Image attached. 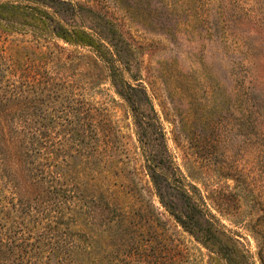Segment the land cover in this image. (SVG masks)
I'll return each mask as SVG.
<instances>
[{
  "label": "rangeland",
  "instance_id": "rangeland-1",
  "mask_svg": "<svg viewBox=\"0 0 264 264\" xmlns=\"http://www.w3.org/2000/svg\"><path fill=\"white\" fill-rule=\"evenodd\" d=\"M72 1L79 14L64 15L49 0L1 2L56 8L107 40L116 30L123 79L146 88L150 101L141 93L140 107L152 104L165 133L161 158L171 157L221 235L215 247L205 245L161 204L136 112L92 49L54 36L32 12L8 14L0 18V94L55 88L85 116L84 131L99 136L75 138L78 146L58 153L60 138L48 145L41 138L35 165L24 158L0 166L1 230L24 241V264H264V0H207L199 17L170 14L163 0ZM34 121L9 116L0 133ZM7 139L0 138L6 153ZM68 154L75 156L68 182L30 184L49 172L45 158ZM61 186L66 201L53 192ZM223 247L225 257L213 253Z\"/></svg>",
  "mask_w": 264,
  "mask_h": 264
},
{
  "label": "trees",
  "instance_id": "trees-1",
  "mask_svg": "<svg viewBox=\"0 0 264 264\" xmlns=\"http://www.w3.org/2000/svg\"><path fill=\"white\" fill-rule=\"evenodd\" d=\"M1 1L0 18H7L8 14L13 17L14 15H25L32 12L29 15L38 20L39 23L48 26L47 28L54 36L70 44L89 47L96 58L104 62L112 73V83L117 93L136 112L135 125L140 131L138 132V138L144 152L145 168L161 204L166 207L177 223L186 231L202 240L205 245L212 244L215 247L217 245L216 241L219 240L221 235L219 228L216 227L213 221L209 220L208 214L196 195L177 178L178 173L171 157L166 154L161 158L163 153H168V151H162V148H165V150L167 148L163 128L150 102L147 105L148 110L140 107V104L144 101V98L140 95L141 93H143L145 100L150 101L146 88L142 84H131L123 79L122 70L118 66L122 62V55L117 50V44L112 42L116 39V30H109L108 33L112 35V38L107 40L103 32L101 33L92 28L94 33H90L82 27L66 22L64 17L66 13L71 11L73 14H77L79 9H83L82 5L76 4L72 0H49L57 6L65 7L66 11L62 12L64 15H61V12L53 7H50L52 10L50 12L31 6L16 5L12 2L2 3ZM165 1L163 0V3L166 4L170 14H175L178 11L184 14H198L197 11L205 6L207 0H168L166 3ZM36 16L37 18H35ZM55 90V88L47 89L42 92L43 96L32 95V97L13 91L0 94V122L5 120L7 125L9 116H16L21 122L27 114L35 118L33 124L23 122L22 128L21 125L17 124L9 126L6 135L3 136L0 133V138H9V141L7 139V153L0 150V166L8 161L22 165L24 158L28 159L26 161L31 162V165H35L32 158L37 151V140L41 138H44V140L40 142H44L42 144L46 145L49 144L48 140L50 138H60L55 149L57 152L54 153L63 152L66 146H69V148L70 145L74 147L76 144L78 146L81 142L79 140L72 141L75 138H99L93 132L84 131L83 127L86 124L83 118L85 116L71 101L68 99L62 100V94ZM51 131L54 133L52 134ZM156 147L160 150H154ZM18 152L20 153L19 157L17 156ZM77 153L80 152L77 151ZM55 155L58 156V154ZM45 160L47 164L50 163L49 172H42V176L39 177L37 175L36 180H31L30 184H40L46 179L51 184L60 183L61 181L68 182L71 175L70 167L75 160L74 154L63 155L60 158H45ZM52 160L54 162H51ZM27 167L34 169L33 166ZM53 189V192L60 199L68 200L67 191L62 186L60 188L53 187ZM171 191H175V193ZM3 233L0 224V264H24L26 254L24 241L19 237L12 240ZM224 250H226L224 247L218 248V252L214 250L213 253L223 258L228 255L223 252ZM228 259L229 263L231 258L228 256Z\"/></svg>",
  "mask_w": 264,
  "mask_h": 264
}]
</instances>
